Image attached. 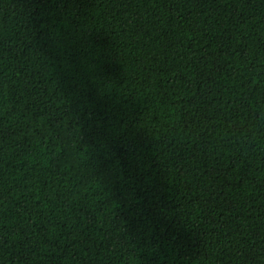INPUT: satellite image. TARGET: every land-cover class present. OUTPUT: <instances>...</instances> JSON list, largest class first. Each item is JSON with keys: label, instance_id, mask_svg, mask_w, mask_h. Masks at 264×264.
<instances>
[{"label": "trees", "instance_id": "trees-1", "mask_svg": "<svg viewBox=\"0 0 264 264\" xmlns=\"http://www.w3.org/2000/svg\"><path fill=\"white\" fill-rule=\"evenodd\" d=\"M0 264H264V0H0Z\"/></svg>", "mask_w": 264, "mask_h": 264}, {"label": "clouds", "instance_id": "clouds-1", "mask_svg": "<svg viewBox=\"0 0 264 264\" xmlns=\"http://www.w3.org/2000/svg\"><path fill=\"white\" fill-rule=\"evenodd\" d=\"M51 39L56 40L54 35H52ZM54 47H56V46L54 45Z\"/></svg>", "mask_w": 264, "mask_h": 264}]
</instances>
